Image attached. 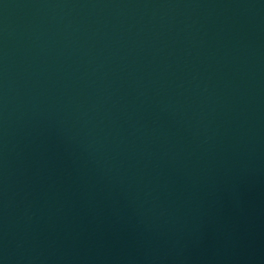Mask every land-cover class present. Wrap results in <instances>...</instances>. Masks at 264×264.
Returning a JSON list of instances; mask_svg holds the SVG:
<instances>
[{
    "label": "water",
    "instance_id": "obj_1",
    "mask_svg": "<svg viewBox=\"0 0 264 264\" xmlns=\"http://www.w3.org/2000/svg\"><path fill=\"white\" fill-rule=\"evenodd\" d=\"M0 264H264V0H0Z\"/></svg>",
    "mask_w": 264,
    "mask_h": 264
}]
</instances>
